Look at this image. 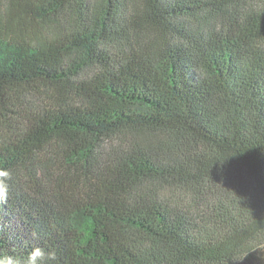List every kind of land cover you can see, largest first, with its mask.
Here are the masks:
<instances>
[{"label": "trees", "instance_id": "1", "mask_svg": "<svg viewBox=\"0 0 264 264\" xmlns=\"http://www.w3.org/2000/svg\"><path fill=\"white\" fill-rule=\"evenodd\" d=\"M0 171V258L264 264V0H0Z\"/></svg>", "mask_w": 264, "mask_h": 264}, {"label": "clouds", "instance_id": "2", "mask_svg": "<svg viewBox=\"0 0 264 264\" xmlns=\"http://www.w3.org/2000/svg\"><path fill=\"white\" fill-rule=\"evenodd\" d=\"M7 171H0V177H8ZM8 197V187L4 181H0V201L6 200ZM40 259L42 264H52L56 261V252L50 248L34 247L26 256H8L0 258V264H37V259Z\"/></svg>", "mask_w": 264, "mask_h": 264}]
</instances>
